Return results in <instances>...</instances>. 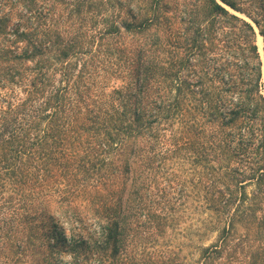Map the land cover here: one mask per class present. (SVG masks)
Instances as JSON below:
<instances>
[{
    "label": "trees",
    "instance_id": "16d2710c",
    "mask_svg": "<svg viewBox=\"0 0 264 264\" xmlns=\"http://www.w3.org/2000/svg\"><path fill=\"white\" fill-rule=\"evenodd\" d=\"M262 65L264 0H0V264H264Z\"/></svg>",
    "mask_w": 264,
    "mask_h": 264
},
{
    "label": "rangeland",
    "instance_id": "374dc122",
    "mask_svg": "<svg viewBox=\"0 0 264 264\" xmlns=\"http://www.w3.org/2000/svg\"><path fill=\"white\" fill-rule=\"evenodd\" d=\"M257 38V37H256ZM262 83L264 85V69L262 70ZM201 216L199 214H192L191 216L183 219L180 224L170 231L171 245H176L179 241H184L181 237L183 236H193L191 233L195 232L200 226Z\"/></svg>",
    "mask_w": 264,
    "mask_h": 264
},
{
    "label": "bare ground",
    "instance_id": "6f19581e",
    "mask_svg": "<svg viewBox=\"0 0 264 264\" xmlns=\"http://www.w3.org/2000/svg\"><path fill=\"white\" fill-rule=\"evenodd\" d=\"M256 44H257L258 49H259V51L261 53L262 40H261V37L260 36H257V38H256ZM263 69H264V67H262V70Z\"/></svg>",
    "mask_w": 264,
    "mask_h": 264
},
{
    "label": "water",
    "instance_id": "95a60500",
    "mask_svg": "<svg viewBox=\"0 0 264 264\" xmlns=\"http://www.w3.org/2000/svg\"><path fill=\"white\" fill-rule=\"evenodd\" d=\"M255 30H256V32H257V28L255 27ZM257 36H260L258 33H257V35H256V37ZM261 37V36H260ZM262 40V39H261ZM260 53V52H259ZM260 58H261V60H263V52H262V46H261V53H260ZM262 67H264V65H262Z\"/></svg>",
    "mask_w": 264,
    "mask_h": 264
}]
</instances>
